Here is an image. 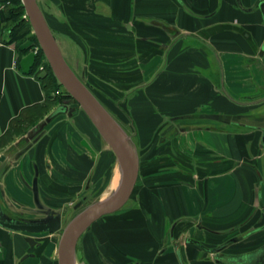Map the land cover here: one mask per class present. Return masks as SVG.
<instances>
[{
    "label": "crops",
    "instance_id": "crops-1",
    "mask_svg": "<svg viewBox=\"0 0 264 264\" xmlns=\"http://www.w3.org/2000/svg\"><path fill=\"white\" fill-rule=\"evenodd\" d=\"M42 1L64 59L140 157L128 206L81 238L82 264H264L263 0ZM2 34L3 207L36 208V172L56 212L103 182L106 199L114 152L83 111L50 119L32 55ZM47 235L0 227V264H42Z\"/></svg>",
    "mask_w": 264,
    "mask_h": 264
},
{
    "label": "water",
    "instance_id": "water-1",
    "mask_svg": "<svg viewBox=\"0 0 264 264\" xmlns=\"http://www.w3.org/2000/svg\"><path fill=\"white\" fill-rule=\"evenodd\" d=\"M22 4L24 5L23 8H25L27 21H29L32 27V34L35 35L52 73L59 84L71 96L70 98L84 111L98 130L101 135L100 137L103 138L114 152L118 161L121 178L118 187L110 196L104 200L89 204L82 208L71 220L63 222L61 218L62 211L56 212L42 203L37 179L38 172H36L32 188L37 208L34 212L37 213L41 210L44 217L34 220L18 219L15 215L20 214L23 216L24 212H18L14 207H9L7 211L0 200V227L5 229V231L29 235L45 232L59 234L61 235V240L58 246V264H77V247L84 233L100 219L123 209L130 200L139 177V152L133 136L127 132L102 102L95 97L91 89L73 72V69L66 59H64L63 53L58 46L59 44L49 27L41 7H39L38 1L22 0ZM259 6L264 16V0L259 3ZM67 111L68 109L61 106L54 111L50 119L59 114H65ZM80 203L75 206V209L79 208ZM26 242L32 247L38 244L31 237L27 238ZM31 256H25L24 259Z\"/></svg>",
    "mask_w": 264,
    "mask_h": 264
},
{
    "label": "rangeland",
    "instance_id": "rangeland-1",
    "mask_svg": "<svg viewBox=\"0 0 264 264\" xmlns=\"http://www.w3.org/2000/svg\"><path fill=\"white\" fill-rule=\"evenodd\" d=\"M37 1H38L39 5L41 7L44 5L42 0H37ZM0 6H1V8H0L1 12L4 11L7 14L8 11H9V8L11 7V4L9 2H6V3H1ZM12 27H13V23L11 24V22H10V24L9 23L2 24V33H3L2 35L5 37V39L9 38V32L11 31ZM32 33H33V31H32ZM15 45H16L17 48H22V49L24 47L25 48L28 47L30 49L28 52L33 57V63H35L37 57H39L40 54H41L40 53L37 57L34 55L33 52L35 51L37 44L35 45V43L32 40H30L29 38L24 39V40L20 41L19 43H15ZM47 63H48L47 60L43 59L42 62L38 65L37 69L34 70L33 72L31 71V73L35 77L43 78L44 76L47 75V73H46L48 71ZM42 85H43V82H42ZM65 92H67V91L64 88H61V89L56 90V91L51 90L49 92V94H50L49 95V97H50L49 99L52 101L53 106L56 107V109L61 107V106H64L66 109H68L67 112H69L72 115H75L77 110L78 111H82V109H80L79 105H77L74 102L73 99L68 98L66 96ZM54 98H56V99H54ZM115 115H117L118 117L120 116L119 113H117ZM61 118H62V116H61ZM35 125L36 124H34V126ZM116 178L117 177H115L114 180ZM103 183L97 188V190L96 189H94V190L91 189L92 192H90L91 193L90 196L87 195L88 202H85L86 205L84 204L83 207H86L89 204H91L93 202H96L101 196L106 195L105 191L108 189V183H106V184H103ZM79 200H81V199L80 198H78V199L74 198L73 200H71V201L68 200V202L66 201L64 203L63 213L65 215L64 216L65 221L71 220V218H73V216H76L80 212V211H78L75 214L74 213L72 214V212H71V211L74 210L75 206L78 203H80ZM128 204L129 203H127L126 206H128ZM24 218L34 220V219L37 218V216H35L34 214L26 213V217H24ZM43 240H45L46 245H48V246H46L47 249H46V251H45V253L43 255L44 257L42 258V262H43L42 264H58V246H59V242L61 240V235H59V234H50V235L44 236ZM76 257H77V264H81L82 263L81 261H83L84 258H83V252L80 249L79 243H78V247H77V256Z\"/></svg>",
    "mask_w": 264,
    "mask_h": 264
},
{
    "label": "trees",
    "instance_id": "trees-1",
    "mask_svg": "<svg viewBox=\"0 0 264 264\" xmlns=\"http://www.w3.org/2000/svg\"><path fill=\"white\" fill-rule=\"evenodd\" d=\"M6 2H9L11 4V7L9 8V11L7 14L4 11L1 12V21L0 22H2V24H4V23L10 24V22H11V24L13 23V27H12L11 31L9 32V38L5 39V42L9 43V44H15V43H19L20 41H22L24 39L29 38L30 40H32L35 43V45L37 44V46H38L39 45L38 41H37L35 35L32 34V27H31L29 21H27L28 19L24 18V16L26 15V12H25V8H23L24 5L22 4V0H0V4L6 3ZM29 50L30 49L28 47L27 48L24 47L22 49V51H27V52ZM43 59H46V58L44 56V53L41 52L40 56L37 57L35 63L32 66V72L37 69L38 65L42 62ZM47 66H48V71L46 72L47 75L44 76L43 78H39V79L41 82H43L42 86L44 87V89L47 92L48 97H49V95H50L49 92L51 90L56 91V90H59L63 87L59 84L58 80L56 79V77L52 73L51 68H50L48 63H47ZM65 93H66V96L68 98L71 97L67 92H65ZM54 99H56V98H54ZM112 115L114 116L115 114L112 113Z\"/></svg>",
    "mask_w": 264,
    "mask_h": 264
},
{
    "label": "flooded vegetation",
    "instance_id": "flooded-vegetation-1",
    "mask_svg": "<svg viewBox=\"0 0 264 264\" xmlns=\"http://www.w3.org/2000/svg\"><path fill=\"white\" fill-rule=\"evenodd\" d=\"M85 202H88L87 200H84V202H81L80 204V206H79V208H77V209H75L74 208V210L73 211H71L72 212V214L74 213H76V212H78V211H80L82 208H84L83 206H84V204L86 205V203ZM48 207V206H47ZM49 208V207H48ZM35 210H37V208H35V209H31V210H23V212H24V214L25 213H28V214H34L35 216H37V218L36 219H40V218H43L44 217V215H43V211H39V212H37V213H35L34 211ZM22 212V211H21ZM12 214V213H11ZM16 216V218H18V219H20V218H23V216H21L20 214H16L15 215ZM64 213H63V211H62V221L63 222H66L65 221V219H64ZM35 247V246H34Z\"/></svg>",
    "mask_w": 264,
    "mask_h": 264
},
{
    "label": "built area",
    "instance_id": "built-area-1",
    "mask_svg": "<svg viewBox=\"0 0 264 264\" xmlns=\"http://www.w3.org/2000/svg\"><path fill=\"white\" fill-rule=\"evenodd\" d=\"M0 8H1V6H0ZM24 18H26L27 19V16L25 15L24 16ZM2 44V41H1V37H0V45ZM42 52V50H41V48L38 46H36V49H35V51L33 52L34 53V55L37 57L40 53ZM43 66V65H42ZM43 68V67H42ZM41 68V69H42Z\"/></svg>",
    "mask_w": 264,
    "mask_h": 264
},
{
    "label": "bare ground",
    "instance_id": "bare-ground-1",
    "mask_svg": "<svg viewBox=\"0 0 264 264\" xmlns=\"http://www.w3.org/2000/svg\"><path fill=\"white\" fill-rule=\"evenodd\" d=\"M118 179H117V182H116V184L114 185V182H113V188L112 189H114V188H116V186L118 185V183H119V181H120V178H121V175L120 174H117V175H115Z\"/></svg>",
    "mask_w": 264,
    "mask_h": 264
}]
</instances>
